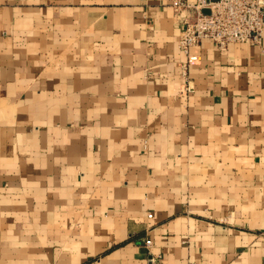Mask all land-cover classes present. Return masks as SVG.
<instances>
[{"label": "crops", "instance_id": "obj_1", "mask_svg": "<svg viewBox=\"0 0 264 264\" xmlns=\"http://www.w3.org/2000/svg\"><path fill=\"white\" fill-rule=\"evenodd\" d=\"M194 14L0 0V264H264V33L186 79Z\"/></svg>", "mask_w": 264, "mask_h": 264}, {"label": "built area", "instance_id": "obj_2", "mask_svg": "<svg viewBox=\"0 0 264 264\" xmlns=\"http://www.w3.org/2000/svg\"><path fill=\"white\" fill-rule=\"evenodd\" d=\"M176 9L192 8L194 17L186 22L179 38L180 48L188 55L182 64V74L188 79L192 62L191 49L203 39L220 47L233 42L260 43L264 33V0H172ZM187 89H190L189 83ZM149 217L153 214L149 213ZM145 244L152 245L147 239ZM185 264H194L187 262Z\"/></svg>", "mask_w": 264, "mask_h": 264}]
</instances>
